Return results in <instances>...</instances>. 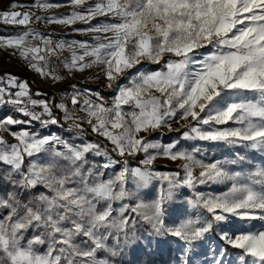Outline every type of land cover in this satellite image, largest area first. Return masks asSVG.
<instances>
[{
	"label": "snow or ice",
	"instance_id": "1",
	"mask_svg": "<svg viewBox=\"0 0 264 264\" xmlns=\"http://www.w3.org/2000/svg\"><path fill=\"white\" fill-rule=\"evenodd\" d=\"M71 3L70 16L49 22L89 24L86 30L95 34L94 43L53 45L28 31L0 39V47L17 50L34 71L57 81L62 77L49 67L47 57L67 47L72 55L63 62L65 68L83 72L98 67L109 88L143 61L159 64L166 55L169 59L161 70L131 76L110 105L98 93H85L82 100L77 93L71 104L79 105L84 115L77 116L64 104L56 106L65 121H73L71 128L83 133L87 124L103 142L69 143L27 129L11 133L14 143L0 136V264H115L113 258L125 248L151 246L165 237L172 238L181 254L176 264H194L198 256L203 257L200 264H264V228L225 229L230 218L264 221V166L249 162L250 155L264 152V0ZM36 6L54 5L37 0ZM97 18L103 19L91 25ZM31 20L29 12L0 16L3 23L21 26ZM37 39L43 47L34 43ZM37 104L40 113L31 110ZM0 105H12L28 118L0 119V129L6 131L32 121L58 123L50 105L32 100L27 82L15 78L8 80V88L0 87ZM181 121L184 140L239 150L231 159L206 162L198 158L199 148L188 151L179 141L160 144L148 139L157 129L172 130V124ZM140 153L144 158L139 166L129 167L127 157ZM90 154L103 162L90 163ZM161 156L179 161L180 171H154L152 164ZM118 164L120 170L104 178L106 170ZM154 184L159 185L156 197L140 199ZM207 184L224 185L225 190H198ZM181 189L192 193L186 200L192 213L169 224L168 205ZM117 202L119 207H114ZM216 229L220 244L209 242ZM229 248L237 253L235 261L229 259Z\"/></svg>",
	"mask_w": 264,
	"mask_h": 264
},
{
	"label": "rangeland",
	"instance_id": "2",
	"mask_svg": "<svg viewBox=\"0 0 264 264\" xmlns=\"http://www.w3.org/2000/svg\"><path fill=\"white\" fill-rule=\"evenodd\" d=\"M91 1L95 0H88L90 4ZM44 2L54 5L51 8L42 9L36 6L37 0H0V16H2L3 12L6 11H21L27 12L32 11L33 7L36 8L35 14L32 15L31 23L27 26L30 27V30L38 37H42L45 39L52 40V37L55 40V43L60 41L65 42V44H73V42H87L89 44L94 43L93 37L95 36L94 33L88 32L86 29L90 27L89 24H85L82 22H77L73 25H63L59 23H50L49 18H60V17H67L70 16L71 12L74 11V6L71 3V0H44ZM16 4V8H12L11 5ZM39 17V19H37ZM103 18H97L91 22V25H97L101 22ZM13 27H24L21 25H14V24H6L0 21V38H14L13 31L7 28ZM79 29V31H78ZM31 40V37H29ZM39 41V45L43 47L42 40L37 39ZM79 52L80 50L77 49ZM201 52H206L207 49H201ZM71 50L65 47L63 51L57 50L56 55H50L47 57V61L49 60H59L63 65L64 74L62 79L60 80H53L50 76L43 77L38 72L34 71L29 64L27 66L18 65L19 62L23 61L24 59L19 55V52L13 48L0 47V72L1 70H14L15 72H26V74L31 76L34 80L35 84L41 85L39 88H43L48 95L47 102L50 107L52 108L53 115L56 117V112H59L62 116V123L58 121L57 124H48L42 125L38 121H32L28 123L30 128L33 129L30 132L37 133L40 136H48V135H58L65 141L69 143L80 144L83 142H93L91 140L85 139V134L92 136L95 139L100 140L103 142V138L97 136L95 133H92L91 129L84 124V132L78 133L75 129L71 128L70 125L73 121L68 120L65 121L63 118V112L57 108L56 106L59 104H64L68 107L70 111H74L77 116L84 115L81 112L80 106L77 105L76 108H73L71 104V97L77 93H80L81 96L79 97L81 100L84 98L85 93L96 94L98 93L100 96L104 98V101L111 104L113 96L116 94L118 88L123 85H127L131 76L135 75L138 71H158L161 70L164 66V63L169 59V56H165L159 64L149 63L148 61H143L141 64L137 65L135 68L131 69L126 76H122L120 79L114 82L113 87H107L108 81L103 76L100 68L92 67L85 69L83 72L72 70L69 71L67 68L64 67V61L70 60L71 58ZM8 76H14L12 74H4ZM16 77V76H15ZM24 82V81H21ZM99 86L98 88H95ZM18 90V89H17ZM17 90H11V92H15ZM95 99V95L92 96ZM33 110H36L37 113L42 112V107L37 104L36 106L31 107ZM130 109L128 106H125V111H129ZM17 111L15 110L14 106L7 105L3 106L0 105V119L8 115H12L14 118H17ZM46 118V117H45ZM180 123H173L172 130H169L166 127H162L157 129L156 131L152 132L148 139L152 142H157L160 144H169L174 141H179V146L185 150L191 151L193 148H199L200 152L198 153V158H203L206 162L213 161V160H222V159H231L235 152L239 149L234 148L233 146H229L223 143H216V142H208V141H192V140H184L182 138V133L185 131L184 128L181 127ZM231 125V122H230ZM20 125H12L8 126V130L0 129V136H2L8 143H14L15 140L12 137V132H18L21 129L19 128ZM235 126V125H231ZM176 129H180L177 131ZM110 148L111 145H108ZM143 154V153H142ZM113 159L118 157L115 153L111 154ZM44 157H34V159H43ZM144 158V154H143ZM142 158V159H143ZM90 163L96 164L99 166L100 163L103 162L102 157H95L94 155L90 154L88 157ZM249 162L252 163L255 167L264 166V152H256L254 155L249 156ZM179 161H171L164 157H158L152 164V169L158 172H174L173 168H176L177 171H180L178 168ZM154 165L165 166L167 169L159 170ZM129 167H136L135 165L128 164ZM122 165H115L112 169L106 170L105 177L107 178L108 175H111L115 172H118ZM239 171L240 169H236ZM198 172V170H197ZM159 185L154 184L146 190L141 192L140 199L144 200L145 202L151 201L157 195ZM43 189H39L41 191ZM198 190L207 194H219L225 190L224 185H216V184H207V185H200L198 186ZM192 193L187 189H181L180 193L177 195L176 199L172 201L168 205V217L166 222L169 224L176 223L178 224L182 219L187 217L192 213V209L186 203L188 198H191ZM133 204L135 202H132ZM114 207H119V202L114 204ZM264 228V221L254 220V221H242L237 218H230L228 224L225 226L226 230H230L232 232H238L241 230H260ZM219 229H216L210 237L211 243L220 244L218 239L219 237ZM171 237L165 238H156L151 246H145L144 243H140L135 247L125 248L121 255L116 256L113 258L115 264H176V257L180 256L181 254L176 251L177 245L174 242H171ZM222 246V245H221ZM43 251V248H41ZM196 252H201V248H196ZM229 259L235 261L237 253L235 250L230 249L228 250ZM101 256L107 255L106 253H101ZM194 264H200V260L203 257H194Z\"/></svg>",
	"mask_w": 264,
	"mask_h": 264
},
{
	"label": "trees",
	"instance_id": "3",
	"mask_svg": "<svg viewBox=\"0 0 264 264\" xmlns=\"http://www.w3.org/2000/svg\"><path fill=\"white\" fill-rule=\"evenodd\" d=\"M7 29L12 30L13 31L12 35L17 37L19 35L24 34L27 30H30V27L29 26H24V27H13V28H7ZM34 43L39 44V41L35 40ZM27 63H28L27 61L23 60V61L19 62L18 65L27 66ZM4 74H12L14 76L19 77L20 81L27 82L29 95H30V98L32 100H36V101L45 100V101H48V98L46 97L48 95V92H46L43 88L34 87L32 85V83H31L28 75L24 71V69L22 70V72H15L14 70H4V71L0 72V75H4ZM95 88L99 89V86H96ZM38 93H40V96L38 95ZM56 117H57V120L62 123V120H61L62 116H61V114L59 112H56ZM85 139L86 140H91L93 142H101L100 140L95 139V138H93L92 136H90L88 134H85ZM111 154H113V153H111ZM142 158H143V154L142 153H140V154H138L137 156H134V157H127L128 164L139 166V161ZM115 159H121V158L120 157H115ZM154 167H156L159 170L167 169V167L159 166V165L158 166L154 165ZM172 170L177 171L176 168H173ZM37 191H39V189H37ZM230 249L231 248H229L228 250H230Z\"/></svg>",
	"mask_w": 264,
	"mask_h": 264
},
{
	"label": "crops",
	"instance_id": "4",
	"mask_svg": "<svg viewBox=\"0 0 264 264\" xmlns=\"http://www.w3.org/2000/svg\"><path fill=\"white\" fill-rule=\"evenodd\" d=\"M96 2V0L95 1H91V3L90 4H92V3H95ZM27 12H29L30 14H35V12H36V8L35 7H33V9H32V11H27ZM70 14H72V12L70 13ZM0 39H2V38H0ZM5 49H7L8 47H4ZM1 71H3V70H1ZM29 77V79H30V81H31V83H32V85L34 86V87H36V88H39V87H41V85H38V84H35L34 83V80H33V78L29 75L28 76ZM10 78H15L16 79V82L17 83H22L21 81H20V78L19 77H15V76H8V75H0V87H5V88H8V80L10 79ZM11 90H17L16 88H9V91H11ZM38 95L40 96V93H38ZM30 107H32V106H30ZM32 109V108H31ZM17 117L19 118V119H23V120H27L28 118L27 117H24V116H22L20 113H18L17 112ZM19 128L22 130V129H27V130H29V131H32L33 129H31L30 128V126H29V124L28 123H26V124H21L20 126H19Z\"/></svg>",
	"mask_w": 264,
	"mask_h": 264
},
{
	"label": "built area",
	"instance_id": "5",
	"mask_svg": "<svg viewBox=\"0 0 264 264\" xmlns=\"http://www.w3.org/2000/svg\"><path fill=\"white\" fill-rule=\"evenodd\" d=\"M51 41L53 42V45L56 44L53 37ZM47 62H48L49 67L55 71L56 75L63 77V74H64L63 65L59 60H49ZM31 110L36 112V110H33V109Z\"/></svg>",
	"mask_w": 264,
	"mask_h": 264
}]
</instances>
